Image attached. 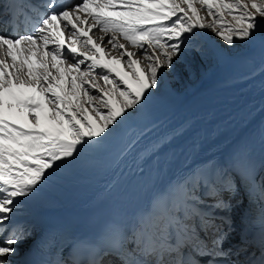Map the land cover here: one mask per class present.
Listing matches in <instances>:
<instances>
[{"label":"snow or ice","instance_id":"1","mask_svg":"<svg viewBox=\"0 0 264 264\" xmlns=\"http://www.w3.org/2000/svg\"><path fill=\"white\" fill-rule=\"evenodd\" d=\"M205 29L228 47L252 42L264 31V0H0V264H13L31 237L13 224L22 203L59 170L103 149L186 51L206 55L194 42ZM94 30L103 35L94 39ZM241 188L259 211L225 247ZM55 264H264V176L257 179L243 149L227 165L190 168L157 189L130 224L108 222L98 241H76Z\"/></svg>","mask_w":264,"mask_h":264},{"label":"bare ground","instance_id":"2","mask_svg":"<svg viewBox=\"0 0 264 264\" xmlns=\"http://www.w3.org/2000/svg\"><path fill=\"white\" fill-rule=\"evenodd\" d=\"M32 2L42 5L43 0ZM68 35L66 32L65 37ZM89 35L96 39L103 34L94 30ZM108 38L105 37L104 43ZM215 49L222 59L230 57L217 44ZM130 50L139 53V50ZM112 54L119 53L113 50ZM241 60L237 59L236 63ZM69 62H72L70 58ZM178 88L166 80L162 89L169 91L158 93L154 90L152 95L155 94V97L151 96L141 110L132 113L122 123L121 128L134 125L135 119H138V125L143 122L148 127L123 156L116 157L119 143L114 130L103 149L86 153L75 164L59 170L35 195L22 203L23 207L18 208L14 215L26 219L27 223L19 224L30 231L31 237L19 245L16 257L39 236L41 225H33V222L35 217L44 214L46 207L60 206L71 213L69 215H82L85 211L93 214L116 207L118 222L130 224L135 214L148 206L153 189L176 179L190 168L209 161L227 165L233 155L242 149L250 159L257 155L264 160V70L245 82L209 91L193 93V85L189 83L182 90ZM185 92L190 94L189 98ZM165 135L168 141L162 142L154 153L144 151ZM238 140L241 142L239 150L233 151ZM95 164L99 166L94 169L91 165ZM69 188H77L78 193L69 191ZM79 189L85 191L80 200L77 198L81 193ZM244 193L241 188L233 199L236 205L232 212L234 218L241 217L237 201H245ZM66 196L76 197L78 202L66 203L62 199ZM51 198L59 203H44ZM235 235L233 233L225 247L236 243L232 241ZM13 264L19 262L13 260Z\"/></svg>","mask_w":264,"mask_h":264},{"label":"rangeland","instance_id":"3","mask_svg":"<svg viewBox=\"0 0 264 264\" xmlns=\"http://www.w3.org/2000/svg\"><path fill=\"white\" fill-rule=\"evenodd\" d=\"M196 7L200 10V15L204 17V23L208 24L213 21V17L208 15V11L204 6L197 3ZM225 19L231 21V17L227 16V14L225 15ZM205 41H207V43ZM120 42L125 43L122 39ZM194 42L206 53V55L194 57L191 49L186 51L184 56L175 62L172 70L161 72L159 87L155 89V92L165 93L169 91V89H162V85L166 80L177 88L180 86V88H178L180 90L184 89L185 85L189 83L193 85V93H197L198 91H209L227 85H235L242 81L245 82L251 76L264 70V31L257 33L254 41L249 43H237L234 47H228L222 40L215 36L211 29L198 31L196 37H194ZM207 44L211 45L216 54L211 51ZM216 44L230 55L228 59L224 60L219 56V53L215 49ZM243 54H249L250 57H245ZM137 55L139 56L140 52ZM239 58L242 60L240 63H236ZM186 96L189 98L190 94L188 93ZM152 97H155V94H153ZM138 122L139 120L135 119L134 125L122 128L120 126L115 130V132L118 133L119 143L116 149V157L123 156L128 146L133 145L134 142L148 130V127L145 126L146 124L141 122L140 125H138ZM194 142H196L195 138ZM95 166L97 167L99 165H91L94 169L96 168ZM76 189L69 188V191L78 193V189ZM79 190H81V193H79L77 198L80 200L85 191H82V189ZM77 198H73V196L62 197L66 203L71 204L77 203ZM44 203L58 204L59 201L51 198L45 200ZM22 207L23 205L21 208ZM77 213L78 211L76 214Z\"/></svg>","mask_w":264,"mask_h":264}]
</instances>
